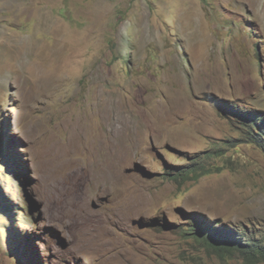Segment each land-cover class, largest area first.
<instances>
[{
  "label": "rangeland",
  "instance_id": "374dc122",
  "mask_svg": "<svg viewBox=\"0 0 264 264\" xmlns=\"http://www.w3.org/2000/svg\"><path fill=\"white\" fill-rule=\"evenodd\" d=\"M256 111L264 0H0V264H264Z\"/></svg>",
  "mask_w": 264,
  "mask_h": 264
},
{
  "label": "trees",
  "instance_id": "16d2710c",
  "mask_svg": "<svg viewBox=\"0 0 264 264\" xmlns=\"http://www.w3.org/2000/svg\"><path fill=\"white\" fill-rule=\"evenodd\" d=\"M242 118L244 119L243 125L246 138L249 141L261 144V146L264 147V123L263 125H261L260 122H258V119L260 118L259 112L258 115H252V117L250 118ZM213 169L214 168L211 169L210 167L205 166L204 163H202V160L198 163H195V161H193L192 166H190L188 169L168 172L167 175L171 180H190L193 178L198 179L203 175L210 174ZM196 228L200 230V232L204 233V237L202 235L201 236L205 244L215 251L217 250L221 256L231 255L236 250L242 256H244L246 259L251 260L252 262L264 260V245L258 243V241L252 239L251 237H244V239H239L243 242L238 240L236 243H234V241L232 240L224 239L223 236L228 235V232L235 233V230L220 228L221 230L218 229V231H214L213 227H211L209 224L204 225V222L200 224L196 223L195 225H193V229L195 230ZM201 229H204V231H202ZM187 230H189V228ZM186 233L192 234L193 232L187 231ZM221 238H223V242H221Z\"/></svg>",
  "mask_w": 264,
  "mask_h": 264
},
{
  "label": "bare ground",
  "instance_id": "6f19581e",
  "mask_svg": "<svg viewBox=\"0 0 264 264\" xmlns=\"http://www.w3.org/2000/svg\"><path fill=\"white\" fill-rule=\"evenodd\" d=\"M102 148V147H101ZM102 151V150H101ZM53 169V168H52ZM108 177H110V176H108ZM70 202L69 201H67L66 202V206L69 204ZM76 222V221H75ZM101 229H103V230H101ZM110 229V228H109ZM99 230H100V233L101 234H105L106 236L109 234V230L103 225V224H101V225H99ZM87 233V232H86ZM89 234V233H88ZM88 234H86V236L88 235ZM92 234V233H91ZM90 235V234H89ZM88 235V236H89ZM106 236H103V237H106ZM99 237H100V235H99ZM97 238V237H96ZM86 239V238H85ZM88 239H90V238H88ZM94 240V239H93ZM89 241V240H88ZM82 242V241H81ZM104 242H106V240L104 241ZM107 242H109V241H107ZM103 244V243H102ZM104 245V244H103ZM98 246V245H97ZM105 246V245H104ZM104 246H102V247H104ZM107 247V246H106Z\"/></svg>",
  "mask_w": 264,
  "mask_h": 264
}]
</instances>
